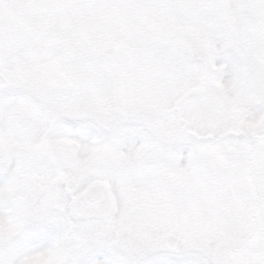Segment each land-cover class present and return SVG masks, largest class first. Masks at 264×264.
Listing matches in <instances>:
<instances>
[{"label": "snow or ice", "instance_id": "snow-or-ice-1", "mask_svg": "<svg viewBox=\"0 0 264 264\" xmlns=\"http://www.w3.org/2000/svg\"><path fill=\"white\" fill-rule=\"evenodd\" d=\"M0 264H264V0H0Z\"/></svg>", "mask_w": 264, "mask_h": 264}]
</instances>
